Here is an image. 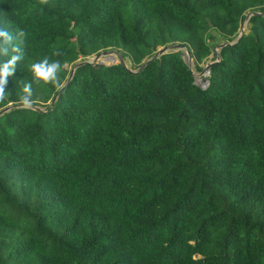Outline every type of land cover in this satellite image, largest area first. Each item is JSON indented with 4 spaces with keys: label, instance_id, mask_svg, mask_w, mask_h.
<instances>
[{
    "label": "trees",
    "instance_id": "trees-1",
    "mask_svg": "<svg viewBox=\"0 0 264 264\" xmlns=\"http://www.w3.org/2000/svg\"><path fill=\"white\" fill-rule=\"evenodd\" d=\"M264 0H0L28 32L0 104V264H264ZM84 64L55 102L44 57ZM59 52L60 55H56ZM214 60V54H213ZM34 106L19 104L20 80ZM19 105V106H18Z\"/></svg>",
    "mask_w": 264,
    "mask_h": 264
},
{
    "label": "clouds",
    "instance_id": "clouds-1",
    "mask_svg": "<svg viewBox=\"0 0 264 264\" xmlns=\"http://www.w3.org/2000/svg\"><path fill=\"white\" fill-rule=\"evenodd\" d=\"M48 2L49 0H39V3L44 6ZM28 36V32L24 29H16L14 34L3 23H0V104H4L9 100V94L6 92L8 78L15 74L18 64L25 58ZM56 55H60V53L57 52ZM63 68L64 65L59 60L50 61L48 57H44L32 63L30 71L35 83L50 84L59 90L64 87L60 78ZM19 89L23 93L19 96L20 106L25 110H32L36 103L33 99V82L26 79L20 80Z\"/></svg>",
    "mask_w": 264,
    "mask_h": 264
},
{
    "label": "water",
    "instance_id": "water-1",
    "mask_svg": "<svg viewBox=\"0 0 264 264\" xmlns=\"http://www.w3.org/2000/svg\"><path fill=\"white\" fill-rule=\"evenodd\" d=\"M252 14H264V12L260 13V12H257V11H254L252 12L251 14L247 15L246 19L243 21L242 25H241V29H240V33L238 34V36L236 37V39L233 41V42H225V43H221L219 44L217 47H215L213 49V53H214V60L212 61H209V62H206L205 66L202 68L201 70V74L203 72H206V75H208L209 71H210V67L213 63H216L218 62L219 60V48H221L222 46L224 45H231L233 44L243 33L244 31V28L246 26V23H247V19L250 17V15ZM175 50H182V56L184 58L185 61H187L188 63V66L190 68H192V56L190 54V51L188 49H186L184 47V45L180 44V43H174V44H169V45H165V46H162L160 47L151 57H149L148 59H146L136 70H133V72H137L139 70H141L150 60H152L153 58H157L159 57L160 55H162L163 53H166V52H169V51H175ZM113 50H103L97 54H95V56L89 60H82V61H78L76 62L71 70H70V73L67 77V80L66 82L64 83V87L65 85L67 84V82L70 80V78L72 77L73 73H74V70L76 67L78 66H81V65H84V64H94V63H99V64H103L104 62L102 60H99L97 61V59L100 57V56H104V58L108 59V60H111L112 63H116L114 62V58L112 56H110L112 54ZM118 62L123 65V66H127L124 59L122 58V56L120 54H118ZM194 75V74H193ZM194 82L196 83V81L194 80ZM205 83L208 84V79L205 80ZM197 84V83H196ZM63 87V88H64ZM62 88V89H63ZM62 89H59L56 94L54 95L52 101L50 102V104L53 105V103L55 102L56 98L58 97V95L60 94V92L62 91ZM19 106V105H18ZM11 107L10 106H7L6 108H3L0 110V114L6 112L7 110H9ZM33 109H37L39 110L40 108L37 107V106H34Z\"/></svg>",
    "mask_w": 264,
    "mask_h": 264
},
{
    "label": "rangeland",
    "instance_id": "rangeland-1",
    "mask_svg": "<svg viewBox=\"0 0 264 264\" xmlns=\"http://www.w3.org/2000/svg\"><path fill=\"white\" fill-rule=\"evenodd\" d=\"M213 54H211L210 58L206 62L212 61ZM94 56L95 55H92V56L88 57L87 59L91 60ZM110 56H112L114 58V62H118V53L115 50H113V52H112V54ZM99 60H102L104 62L103 64H112L111 60H108V59L104 58V56H100L97 59V61H99ZM206 62L202 64V67L205 66ZM191 69H192V72L194 74V78H195L196 83L199 84V85H201L202 87L206 86L205 80H204L205 79L206 72H203L201 74V71H196L195 69H193V67Z\"/></svg>",
    "mask_w": 264,
    "mask_h": 264
},
{
    "label": "built area",
    "instance_id": "built-area-1",
    "mask_svg": "<svg viewBox=\"0 0 264 264\" xmlns=\"http://www.w3.org/2000/svg\"><path fill=\"white\" fill-rule=\"evenodd\" d=\"M206 84V83H205Z\"/></svg>",
    "mask_w": 264,
    "mask_h": 264
}]
</instances>
